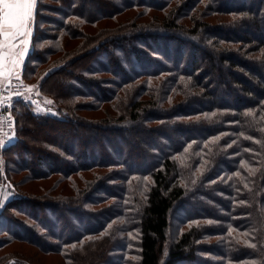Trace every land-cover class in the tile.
<instances>
[{"label":"trees","instance_id":"obj_1","mask_svg":"<svg viewBox=\"0 0 264 264\" xmlns=\"http://www.w3.org/2000/svg\"><path fill=\"white\" fill-rule=\"evenodd\" d=\"M104 20L116 24L89 31ZM33 27L23 75L40 114L17 101L0 149L17 193L0 209V251L264 264V0H37ZM33 183L43 191L22 189ZM0 264L33 263L5 252Z\"/></svg>","mask_w":264,"mask_h":264},{"label":"snow or ice","instance_id":"obj_2","mask_svg":"<svg viewBox=\"0 0 264 264\" xmlns=\"http://www.w3.org/2000/svg\"><path fill=\"white\" fill-rule=\"evenodd\" d=\"M37 6V0H0V107L5 106V101L8 102V106L11 107L13 98L23 100L25 103L31 102L37 104L35 100H31L30 94L33 92L34 86L25 87L22 81V69L25 63L26 57L30 54V45L34 39V21L35 11ZM48 73H45V77ZM44 77L41 78L43 81ZM17 83L14 85L12 81ZM9 91V95L4 96L3 91ZM52 100H48L47 104L51 105ZM46 113L56 115L51 108H47ZM36 114H40V110L37 107ZM214 115V113H213ZM10 123L8 125L11 130V135L4 133L0 135V149L5 147L7 141L16 139L15 120L9 114L8 117ZM219 140L220 137L214 138ZM245 139H252L250 136H246ZM233 144L236 141L232 142ZM231 147V145H229ZM187 151V149H185ZM245 151H248L247 149ZM3 168H0V174H3ZM254 170L250 169V174ZM239 175V173H237ZM147 179V178H145ZM195 183V181H193ZM11 187V185H9ZM247 187V185H245ZM17 193L14 188L12 191H8L0 196V209L6 206V202L14 197ZM127 203V202H125ZM240 204H244L241 200ZM113 221L108 225V228H112ZM231 231V230H230ZM101 235H104L102 233ZM131 237L132 234L129 233ZM133 239L135 237H132ZM91 239V237H89ZM83 243V241H81ZM248 247L255 249L257 247L254 243H248ZM75 247V245H73Z\"/></svg>","mask_w":264,"mask_h":264},{"label":"rangeland","instance_id":"obj_3","mask_svg":"<svg viewBox=\"0 0 264 264\" xmlns=\"http://www.w3.org/2000/svg\"><path fill=\"white\" fill-rule=\"evenodd\" d=\"M45 4H49L50 5L51 2L46 1ZM45 16L48 17V14L45 13ZM125 16H127L126 13H125V15H123V16L120 15L118 17H119V19H124ZM114 24H116V23H114V22H112L110 20H106V21L104 20V21H102V22L99 23V25L97 26L96 29H90L89 28L90 30L89 29L88 30L89 31H96L97 29H99L102 26H110V25H114ZM72 44H73V41H71L70 43L68 42V44L66 46L69 47ZM95 56H96V54L95 55L92 54L90 57H95ZM131 61H133V60H131ZM71 76H73V75H71ZM41 129H45L46 130L47 127H45L43 125H37V124L32 125V126H30V132H29V134L31 136H34L35 135L38 138L43 139V140H46V141H52L53 138H52L51 134L50 135H48L47 133L44 134L41 131ZM59 130L61 132L65 131V129H62V128H60ZM56 132H58V131H56ZM56 132H54V133H56ZM27 143L30 144V142H28V141H27ZM19 177H20V175H19ZM17 178H18V175H17ZM50 182L51 181H47V182L44 181V182H41L40 184H42L45 187H47L50 184ZM8 185H10V184H8ZM8 188L9 187L6 186V184L0 179V196H2L3 194H5L8 191H11L10 188L9 189ZM22 189L24 191L26 190V191L33 192V193H37V194H39V193H41L43 191L42 188L39 186L38 183H33V184H29V185L22 186ZM67 192H69L68 191V188H67V191H65V193H67ZM63 210L64 209L60 208V211L61 212ZM63 216H66V213L63 214ZM54 232L57 233V234H59V229H55ZM49 241H51L54 246L58 244V242H56L55 240H49ZM131 248H132L133 251L136 249L135 246L129 245L128 246V250H130ZM5 252H15L17 254H22V256L29 257V259L32 261L33 264H56V263H58V262L61 261V258H60L59 255H57V254H44L41 250H39L37 248V246H33V245L28 244V243H25V242H13V243L9 244L8 246H6L2 251H0V254L1 253L3 254ZM136 259H137V257L135 255V252L129 253L126 256V260L128 262H131V261L133 262Z\"/></svg>","mask_w":264,"mask_h":264},{"label":"built area","instance_id":"obj_4","mask_svg":"<svg viewBox=\"0 0 264 264\" xmlns=\"http://www.w3.org/2000/svg\"><path fill=\"white\" fill-rule=\"evenodd\" d=\"M22 81H23V84H24L25 87H29L30 86L29 82L27 81V79L23 75V69H22ZM12 83L15 85L17 83V81L13 80ZM2 94L4 96H7V95H9V91L5 90V91H3ZM31 100H35L37 102V104H35V105L30 102L34 107H40V102L37 99L31 97ZM17 101H23V100H18L17 98L14 97L11 107L8 106V102L7 101H5V106L4 107H0V135H3L4 133H7L8 135H11V130L8 127V125L10 123L8 117H9V114H11V116L14 118L13 107H14V104ZM12 141L13 140L7 141L6 144L9 143V142H12Z\"/></svg>","mask_w":264,"mask_h":264},{"label":"crops","instance_id":"obj_5","mask_svg":"<svg viewBox=\"0 0 264 264\" xmlns=\"http://www.w3.org/2000/svg\"><path fill=\"white\" fill-rule=\"evenodd\" d=\"M31 49H32V44L30 45V52H31ZM26 59H27V57H26ZM26 59H25V61H26Z\"/></svg>","mask_w":264,"mask_h":264}]
</instances>
